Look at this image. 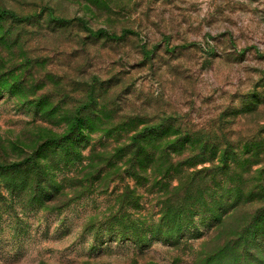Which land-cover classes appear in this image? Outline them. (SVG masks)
I'll return each instance as SVG.
<instances>
[{
	"label": "rangeland",
	"instance_id": "374dc122",
	"mask_svg": "<svg viewBox=\"0 0 264 264\" xmlns=\"http://www.w3.org/2000/svg\"><path fill=\"white\" fill-rule=\"evenodd\" d=\"M0 8V264H264V0Z\"/></svg>",
	"mask_w": 264,
	"mask_h": 264
},
{
	"label": "trees",
	"instance_id": "16d2710c",
	"mask_svg": "<svg viewBox=\"0 0 264 264\" xmlns=\"http://www.w3.org/2000/svg\"><path fill=\"white\" fill-rule=\"evenodd\" d=\"M51 20L50 21H57L56 18H54L53 13H51ZM6 18H14V19H19V20H25L28 19L27 17H22L19 16L16 12L11 11L9 9L5 8H0V20H4ZM82 122V117L80 115H76L73 124H72V129H74L79 123ZM29 163V162H28ZM27 167L28 164H25ZM24 167V166H23ZM21 170V164H0V172H17Z\"/></svg>",
	"mask_w": 264,
	"mask_h": 264
}]
</instances>
